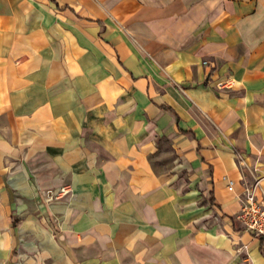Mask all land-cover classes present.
<instances>
[{"label":"crops","instance_id":"obj_1","mask_svg":"<svg viewBox=\"0 0 264 264\" xmlns=\"http://www.w3.org/2000/svg\"><path fill=\"white\" fill-rule=\"evenodd\" d=\"M255 177L264 0H0V264H264Z\"/></svg>","mask_w":264,"mask_h":264},{"label":"built area","instance_id":"obj_2","mask_svg":"<svg viewBox=\"0 0 264 264\" xmlns=\"http://www.w3.org/2000/svg\"><path fill=\"white\" fill-rule=\"evenodd\" d=\"M207 63V61L205 62ZM236 156L242 167L248 168L245 158L236 151ZM227 181L229 190H234L235 181L229 177H224ZM264 177H255L252 182H245L241 200V211L238 214V220L246 231L251 232L258 237L264 245V186L262 180ZM69 190V187H63L60 194ZM59 194V195H60ZM54 196V195H53ZM58 196V194L56 195Z\"/></svg>","mask_w":264,"mask_h":264},{"label":"rangeland","instance_id":"obj_3","mask_svg":"<svg viewBox=\"0 0 264 264\" xmlns=\"http://www.w3.org/2000/svg\"><path fill=\"white\" fill-rule=\"evenodd\" d=\"M261 36V35H260ZM260 36H258L257 35V37H260ZM178 88H180V85L178 84V83H174ZM165 145V149L166 150H170V146H168V144L166 143V144H164ZM234 150H235V147H232ZM238 161V165H240V163H239V160H237ZM241 166V165H240ZM185 180H187V181H189V182H191V180L189 179V177H186L185 178ZM244 181L246 180V179H243ZM246 182H248L247 180H246ZM200 195V194H199ZM201 196V195H200ZM200 196H199V198H200ZM209 197H210V194L207 192L206 193V195H205V197H201L200 198V200H202L204 203H206L207 205H209L208 204V199H209Z\"/></svg>","mask_w":264,"mask_h":264}]
</instances>
